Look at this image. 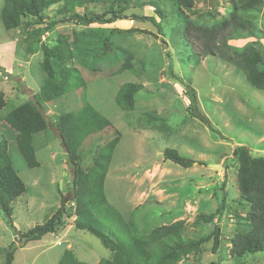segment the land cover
<instances>
[{"label": "rangeland", "instance_id": "rangeland-1", "mask_svg": "<svg viewBox=\"0 0 264 264\" xmlns=\"http://www.w3.org/2000/svg\"><path fill=\"white\" fill-rule=\"evenodd\" d=\"M214 2H218L217 12ZM152 3L158 6L162 18ZM58 8L46 10L44 22L60 21L63 16ZM104 9L86 4L75 11L89 18ZM233 11L250 26L245 27L249 33L243 31L241 36L233 37L230 45L247 53L264 74V0H195L194 8L183 10V14L196 26L212 27ZM132 14L154 19L160 32L149 20H133ZM70 15L66 14L65 19ZM125 15L126 20L90 28L68 20L57 24L42 39L50 47L58 40L70 45L75 35L90 29L97 40L108 37L111 44L104 52L99 44L95 57L87 55L73 62L70 59V65L87 80L86 90L79 89L44 106L47 119H51L52 115L77 110L86 100L110 122L109 128L82 144L79 156L84 170L92 166L98 149L119 137L103 184L107 209H97L85 219L106 235L122 237V223L132 209L149 201L138 218L143 234L182 221L183 235L198 240L206 237L211 227L197 221V216L216 215L213 222L220 230L219 248L213 253L210 241L202 246L200 256L190 255L183 264H264V251L242 259L229 255L230 238L247 229L246 211L238 203L233 151L244 146L252 155L264 157V92L252 88L238 68L217 57L199 55L200 44L184 36V17L178 16L168 1L134 0ZM130 29L137 32H125ZM110 31L119 33L109 36ZM24 36L20 29L4 31L0 19V92L6 101L0 112V140L6 141L13 168L26 189L11 204V221L0 211V264L5 262L8 246L15 243L19 247V235L49 220L62 198L67 201L66 216L57 232L17 248L12 264H58L67 251L82 263L110 260L112 252L99 239L73 226L76 217L68 192L71 169L56 130L49 127L33 136L38 167L31 169L18 152L16 132L4 120L9 111L38 93L43 78L42 53L38 45L34 53L27 52ZM117 48L134 54L135 72L110 79L90 73V69L105 71L116 64ZM129 82L145 88L138 93L134 109L124 112L114 103V96L120 85ZM186 86L196 92L197 110L208 125L188 109ZM146 114L158 120L148 122ZM162 124L165 128L160 127ZM165 149L192 160L193 166L183 169L164 161Z\"/></svg>", "mask_w": 264, "mask_h": 264}, {"label": "trees", "instance_id": "trees-1", "mask_svg": "<svg viewBox=\"0 0 264 264\" xmlns=\"http://www.w3.org/2000/svg\"><path fill=\"white\" fill-rule=\"evenodd\" d=\"M134 0H4L0 11V19L4 31L20 29L24 33L23 43L25 50L34 53L36 45L42 53L40 69L42 81L38 93L32 99L13 108L4 117L6 124L16 132V146L28 168L38 167L32 138L52 127L57 132L66 154V160L71 169V202L73 204L72 215L76 217L73 226L82 231L90 233L99 239L105 248L112 252L110 260H100L96 264H183L191 255L200 256L203 252L202 246L212 242L211 250L214 253L220 245V230L215 225L216 215L197 216L200 221L211 227L206 237L198 240L187 238L183 235V222L178 221L171 225L160 226L148 234H143L139 228L138 218L142 211L150 204L149 201L137 205L129 214L126 222L122 223L123 236L106 235L89 221L85 216H90L95 210L105 211L106 198L103 184L107 175L108 167L114 151L118 145L119 137H115L104 144L95 153L92 166L84 170L81 166L79 151L84 141L95 134L101 133L110 127V122L99 111L91 106L86 100L81 102L77 110L52 115L47 119L44 106L55 100L62 99L77 90H86L87 80L80 71L71 66V61L83 56H94L95 50L101 44L103 52L111 46L109 38L99 41L95 33L87 29L82 35H75L70 45L58 40L50 47L42 39L52 32L53 27L60 23L73 21L74 24L86 28L91 26H109L117 21L126 20L125 12L130 8ZM136 1V0H135ZM178 16L184 17V36H191L200 44V53L204 57L214 56L223 62L239 69L245 80L255 90L264 92V74H261L251 57L245 52H239L230 45L233 37H239L244 32L249 33L245 27L250 22L243 19L237 11L230 13L229 17L223 19L212 27L196 26L187 20L183 10H192L195 0H166ZM234 0H228L233 2ZM86 4H98L105 7L104 12L91 17L76 13L75 8ZM153 4V3H152ZM155 13L162 18V13L156 4ZM50 7H59L58 13L63 18L60 21L51 20L44 22L45 11ZM218 2H214V10L217 12ZM210 15V12H207ZM66 14H71L65 19ZM133 20H149L160 32L159 24L152 18L141 17L132 14ZM70 18V19H69ZM264 29V25H263ZM244 31V32H243ZM118 31H110L109 36ZM124 32V31H123ZM129 33L137 32L130 29ZM144 32V31H143ZM144 34H148L144 32ZM150 34V33H149ZM119 60L105 71L90 69L91 74H96L110 79L124 73L135 72L134 54L127 50L117 48ZM71 59V61H69ZM57 68V69H56ZM145 87L139 83H124L120 85L114 96V103L120 110L131 112L135 107L137 95ZM188 109L192 111L193 117L205 123L209 122L197 110L196 92L189 86L185 87ZM4 94L0 92V112L5 107ZM150 121H156L153 115L146 114ZM160 121H162L160 119ZM162 124L160 127H162ZM162 130V129H161ZM164 130V129H163ZM237 161L235 184L238 190V203L246 211L245 232L234 234L229 240V255L232 258L242 259L244 257L261 253L264 251V157L254 156L251 151L244 147H237L233 151ZM163 160L169 161L183 169L193 166L192 160L181 157L173 149H165L162 153ZM25 185L14 170L7 150V143L0 140V211L11 221V204L25 193ZM66 198L61 199L58 210L42 225H36L27 232L19 235V244L8 246L4 264H12L13 255L17 248H23L30 242L41 240L48 234H55L63 224L66 216ZM218 214V213H217ZM71 217L70 214L67 215ZM85 219V220H83ZM58 264H87L75 259L71 251H67Z\"/></svg>", "mask_w": 264, "mask_h": 264}, {"label": "water", "instance_id": "water-1", "mask_svg": "<svg viewBox=\"0 0 264 264\" xmlns=\"http://www.w3.org/2000/svg\"><path fill=\"white\" fill-rule=\"evenodd\" d=\"M212 167H215V166H212Z\"/></svg>", "mask_w": 264, "mask_h": 264}, {"label": "crops", "instance_id": "crops-1", "mask_svg": "<svg viewBox=\"0 0 264 264\" xmlns=\"http://www.w3.org/2000/svg\"><path fill=\"white\" fill-rule=\"evenodd\" d=\"M33 141V140H32Z\"/></svg>", "mask_w": 264, "mask_h": 264}]
</instances>
